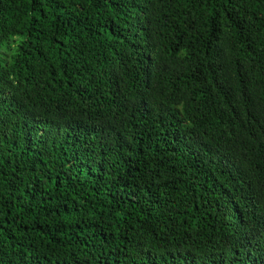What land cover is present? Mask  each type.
<instances>
[{
	"label": "trees",
	"instance_id": "1",
	"mask_svg": "<svg viewBox=\"0 0 264 264\" xmlns=\"http://www.w3.org/2000/svg\"><path fill=\"white\" fill-rule=\"evenodd\" d=\"M0 264H264V0H0Z\"/></svg>",
	"mask_w": 264,
	"mask_h": 264
}]
</instances>
